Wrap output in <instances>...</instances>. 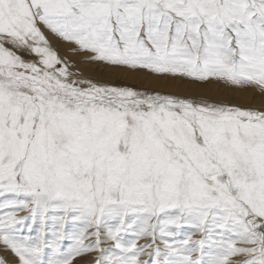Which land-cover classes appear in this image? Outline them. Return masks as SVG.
I'll use <instances>...</instances> for the list:
<instances>
[{"label":"snow or ice","instance_id":"6c2138e0","mask_svg":"<svg viewBox=\"0 0 264 264\" xmlns=\"http://www.w3.org/2000/svg\"><path fill=\"white\" fill-rule=\"evenodd\" d=\"M53 38L264 96V0H0V264H264V105Z\"/></svg>","mask_w":264,"mask_h":264},{"label":"bare ground","instance_id":"6f19581e","mask_svg":"<svg viewBox=\"0 0 264 264\" xmlns=\"http://www.w3.org/2000/svg\"><path fill=\"white\" fill-rule=\"evenodd\" d=\"M53 47L58 50L61 57L68 60L69 63L73 65V70L76 71L79 75H82V77L91 79L95 82L110 83L115 86L118 84H121L119 81H116L113 75L111 74H106V72L104 73V72L96 71L94 68H93L94 70L92 68L89 69L90 67H93V66L90 65L89 67L88 64H85L84 62L80 61L79 57H81V55L74 54L71 51V48H72L71 45H66V44L63 45L59 41L53 38ZM105 71H107L106 68H105ZM108 71L110 73V70ZM99 75L105 76L107 78H103ZM108 75H111L112 77L110 78L108 77ZM126 77H129V79L127 80H129L131 84H133L132 82H134V84L135 83L138 84V88H150L154 90H161L163 92H167V94L173 93L174 95L184 94V95H179V96H187V95L201 96L202 92L206 91L211 94V99L215 98L219 102L220 100L219 98H223V100L225 99L224 100L225 102L238 105L241 107H250L248 105H245L244 103L250 100L251 94L254 95L252 91H248L244 93H236V92L224 89V88L222 89L217 86H204V85L191 84L188 82H181V81H158L153 78H148L142 75H128L127 74ZM118 79L120 80L121 78H118ZM255 95H257L255 98V102H254L255 105L257 106L264 105V96L262 95L259 96L258 94H255ZM252 100L254 99L252 98Z\"/></svg>","mask_w":264,"mask_h":264},{"label":"rangeland","instance_id":"374dc122","mask_svg":"<svg viewBox=\"0 0 264 264\" xmlns=\"http://www.w3.org/2000/svg\"><path fill=\"white\" fill-rule=\"evenodd\" d=\"M63 45H65V44H63ZM79 59H80V61H82V62H84V59H83V56H81V57H79ZM85 64H88L89 65V67H90V65L91 66H93V67H90L89 69H95L96 71H99V72H106V74H111V75H113V77L115 78V80L116 81H119L121 84H118V85H116V86H119V87H131V88H133V89H136V90H145V89H147V90H150V91H160V92H162V93H166L167 94V92H163V91H161V90H154V89H150V88H138V84H134V82H132L133 84H131L130 82H129V80H127V79H129V77H126L127 76V74H125V73H123V72H118V71H115V70H111V69H109V68H107L106 66H104V65H100V64H94V63H88V62H84ZM95 66V67H94ZM105 68H106V70L107 71H105ZM93 69V70H94ZM108 70H110V73H109V71ZM112 71V72H111ZM115 72H117V73H115ZM121 73V74H120ZM103 74V73H102ZM105 74V75H106ZM111 75H108V77H112ZM124 75V76H123ZM99 76H101V77H103V78H107V77H105V76H102V75H99ZM120 76V77H119ZM118 78H121L120 80L118 79ZM125 79V80H124ZM137 85V86H136ZM220 88H222L223 89V87H221V86H219ZM169 94V93H168ZM170 94H172V95H174L173 93H170ZM176 95V94H175ZM178 95H184V94H178ZM259 95V94H258ZM201 96H205V97H207L208 99H210V100H214L213 98L211 99V94L210 93H208V92H206V91H203L202 92V95ZM256 96L257 95H253V94H251V97H250V100L249 101H247L246 103H244L245 105H248V106H250V107H260L259 105L257 106V105H255V98H256ZM259 96H261V95H259ZM252 98L254 99V100H252ZM220 100H219V102L221 101V99H222V102H224V103H227V104H230V103H228V102H225L224 100H223V98H219ZM227 100V99H226ZM215 101H217L218 102V100H216L215 99ZM253 101V102H252ZM234 105V104H233ZM140 243H144V241H140Z\"/></svg>","mask_w":264,"mask_h":264}]
</instances>
